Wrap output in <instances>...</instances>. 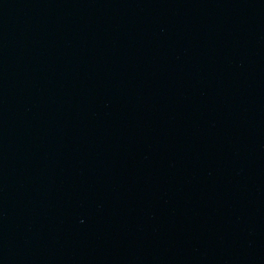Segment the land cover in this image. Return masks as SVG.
<instances>
[{
    "label": "water",
    "instance_id": "obj_1",
    "mask_svg": "<svg viewBox=\"0 0 264 264\" xmlns=\"http://www.w3.org/2000/svg\"><path fill=\"white\" fill-rule=\"evenodd\" d=\"M0 264H264V0H0Z\"/></svg>",
    "mask_w": 264,
    "mask_h": 264
}]
</instances>
